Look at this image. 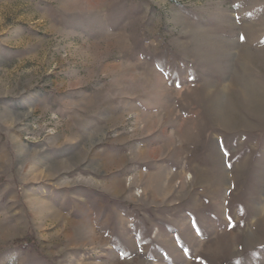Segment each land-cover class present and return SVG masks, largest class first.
I'll return each instance as SVG.
<instances>
[{"label": "rangeland", "instance_id": "rangeland-1", "mask_svg": "<svg viewBox=\"0 0 264 264\" xmlns=\"http://www.w3.org/2000/svg\"><path fill=\"white\" fill-rule=\"evenodd\" d=\"M0 264H264V0H0Z\"/></svg>", "mask_w": 264, "mask_h": 264}]
</instances>
